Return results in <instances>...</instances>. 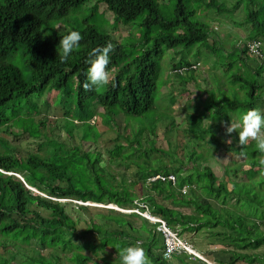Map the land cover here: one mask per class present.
Masks as SVG:
<instances>
[{
    "label": "trees",
    "instance_id": "1",
    "mask_svg": "<svg viewBox=\"0 0 264 264\" xmlns=\"http://www.w3.org/2000/svg\"><path fill=\"white\" fill-rule=\"evenodd\" d=\"M226 20L244 37H227L213 24ZM72 30L82 33L81 47L61 62L58 45ZM108 41L116 45L109 84L86 90L89 54ZM199 68L210 70L198 75ZM176 83L183 87L175 95ZM185 98L179 132L173 106ZM54 107L61 113H48ZM251 108L264 110V0H0V264H59V252L65 264H119L129 244L143 247L152 264L186 260L164 257L159 222L53 196L143 204L182 236L194 232L186 238L216 244L225 238L229 250L264 245V153L254 140L225 142L224 122L240 124ZM239 130L231 133L237 140ZM22 142L36 148L22 155ZM222 148L244 157L227 166L225 178L201 161ZM157 173H174L177 183L151 180ZM22 244L32 250L24 248V257ZM238 253L233 263L261 257Z\"/></svg>",
    "mask_w": 264,
    "mask_h": 264
},
{
    "label": "clouds",
    "instance_id": "2",
    "mask_svg": "<svg viewBox=\"0 0 264 264\" xmlns=\"http://www.w3.org/2000/svg\"><path fill=\"white\" fill-rule=\"evenodd\" d=\"M82 39H83V36L79 30H72L68 34L61 37L60 43L58 45L59 46V57H60L61 62L67 61L69 59L70 55L73 53V51L77 50L81 47ZM115 47H116V45L113 42L108 41L105 46H101V47H97V48L92 49L91 53L89 54L90 60L88 61L90 66L86 71L87 79L83 85L86 90L87 89H99V88L109 84L110 72L108 70V65L110 64V61H111L110 53L115 49ZM200 65H201L200 63L197 64V66H200ZM113 86H115L114 82H113ZM224 124H225L226 133L228 134L226 137V140H225L226 143H229V144L235 143L237 145L245 146L248 144L249 139H252L255 141V146L258 148V150L261 153H264V110H262L261 108H251V109L247 110L245 113H243V115L241 117V123L240 124L233 123L232 119H231L230 123L224 122ZM237 128L240 129L238 132V140L235 137L231 136V133H233L234 131L237 132ZM260 163L262 165H264V159H262L260 161ZM7 173L8 174L15 173L17 176L22 178V176L20 174L13 172V171H8ZM169 174H174V173H169ZM164 175H168V174H164ZM176 183H177V176H176V182L173 184L175 185ZM25 184L28 187L34 189L27 182H25ZM187 188H189V187L185 186L183 188V191H186ZM34 190L39 191L42 195L50 196L46 192H42V191L37 190V189H34ZM53 198L65 199V200L70 199V200L80 202L83 204H95V205H99V206L113 208V209L119 210L121 212H136V213L144 216L145 218H148L147 216H145L142 213V211L148 210V209H141V207H145L143 204H141L139 206L132 207V208H124V207H120L114 203L101 204V203H96V202L90 201V200L78 201L77 199L58 198V197H54V196H53ZM133 208L136 210H131ZM149 212L151 213V211H149ZM151 215L156 216L152 213H151ZM156 217H159V216H156ZM148 219H150V218H148ZM150 220H152V219H150ZM152 221L158 223V221H154V220H152ZM177 233L181 236V238L188 241L192 246L191 250L187 249V250H180L179 252H176V253H180V254L184 255L186 257L185 259L187 262L191 263V262H195L196 260H200L206 264H221L222 263V262L217 263V262L211 260L209 255H206L202 251H200L199 248L195 245L197 243L196 240L190 241V239L182 236L179 232H177ZM115 247L117 248V246H115ZM192 250H194L196 253H199L203 257L195 254V252H193ZM226 251L230 252L229 248ZM163 255H164V252H163ZM164 257L171 258V257H173V254L171 256H165L164 255ZM228 258L230 260L228 262L230 264H234L231 261L232 258L231 257H228ZM119 264H152V261H151L150 257L146 254V251L143 247H141L137 244H129L127 246L120 248V250H119Z\"/></svg>",
    "mask_w": 264,
    "mask_h": 264
},
{
    "label": "rangeland",
    "instance_id": "3",
    "mask_svg": "<svg viewBox=\"0 0 264 264\" xmlns=\"http://www.w3.org/2000/svg\"><path fill=\"white\" fill-rule=\"evenodd\" d=\"M84 8H86V5L82 9H84ZM104 8H105V6L103 5V9ZM237 13H239V12H237ZM213 24L216 27V29L220 30V32L224 33V35H227V37H231V38H234V39L235 38L240 39V38H242V36L244 37V35H245V33H244V31H243V29L241 27H238V26L237 27H232L230 25L229 20H226V22H224V24H218V23H213ZM227 24L229 25V27H227L228 26ZM133 28H134V31L135 32L138 31V27L133 26ZM108 29H109V31H112L113 32L112 27H109ZM121 31H122V33L124 35L126 34V32L123 31V28H121ZM228 34H230L232 36H229ZM137 37H139V33H137ZM167 52H169V53H167V54H165L163 56L162 64H161V66L163 67L164 70L168 66V63L171 61V59L173 57V53H170L169 50ZM192 53L195 56L196 55V50H194ZM201 66H202V62H201ZM203 69L204 68H199L200 71H198L197 74L200 75V73H204V75H205L210 70V69H206V70L205 69L203 70ZM201 70H203V71H201ZM213 71L214 72L217 71L219 73V75L223 74V72L220 69H217V68L214 69ZM182 87H183V84L176 83L174 85L173 93L175 95L176 94H180L182 92L180 90ZM186 87H190L191 89L197 90L196 89L197 86H195L193 84H188V86H186ZM185 93L188 94V92H185ZM181 102H183V103H181ZM173 107L176 108L175 111H174V113L173 112L172 113H173V115H175V117L177 119V125L179 126L178 127V131L180 132V129L182 127L181 126V123H182V114H183L184 110L188 111L187 108H186V98H185V100H181L180 102H176ZM52 112L61 113V110L60 109H56L54 107L53 109H50V111L48 113L52 114ZM64 138H65V136H64ZM65 140L68 143L70 142V139L68 137H66ZM31 141H34V140L33 139H30V142ZM250 142H252V139H249V142L248 143H250ZM163 144L166 145L165 142H163ZM17 146H18L17 149L19 150V153L22 154V155H24V154H27V152H26L27 148L29 150H34L36 148V143H32V144H30V146H28V143L27 142H25V143L22 142V144L17 145ZM104 151H105V158H104V160H106L108 153H107V151L105 149H104ZM233 154H235V155H233ZM201 159H202L201 161L203 163H207V164H209L212 167L213 171L216 173V175L219 178H221V177L225 178V176H226L225 175V173H226L225 170H226L227 166L232 165L234 161H237L238 162V161L241 160V162H242L243 159H244V157L243 156L241 157L239 155V153H233V152H230V151L222 148L215 155H212L210 153H207L206 155L202 156ZM241 177L242 176L240 175L237 178L235 177V179L241 180ZM259 193L260 194H263L264 193V190L259 191ZM161 202H164L166 204H170V201L169 200H165V201L161 200ZM215 203H217V202H215ZM68 206H70V205H68ZM242 208L243 209H241V208L240 209L245 213V215L248 214L251 211L250 208L247 207V206L242 207ZM244 208H247L248 211L246 212V210H244ZM68 209L71 212L78 213V216L77 217H83V214L81 213V211H80V209L78 207H71L70 206V207H68ZM180 209H182V210H184L186 212H189L190 211L189 208H186V207H180ZM42 212H44V214H48L49 211L48 210H45V209H42ZM259 212H261V211L259 210ZM131 218L135 221V223L137 225H139L140 221L137 219V217L131 216ZM246 218L247 219H251L250 216H248V217L246 216ZM85 226H86V224L84 223V225H82V227H85ZM260 229H262L264 231V223H261L260 224ZM214 230H216V231H225L226 228H225V226H223V227L222 226H218ZM234 232L236 233V231H234ZM200 233H202V234H204L206 236L210 235L206 230H201ZM0 235H1V233H0ZM238 235H240L241 238H244V237L248 236V234L244 231V229H240ZM185 236L186 237H189L190 236V238H192L193 233L192 232H189V233L185 234ZM3 238H4V241H8V240L12 241L11 240V236L8 237L5 234H3ZM210 239L211 240H215V238L214 237H211V235H210ZM223 240H224L223 243H219V244L215 245L214 247H219V248H221V250H224V249L228 250V248H226V246H225V244L228 243V239H225L224 238ZM196 241L198 243H200V244H203L202 242H207V240L203 239L201 241L199 238H197ZM195 245L198 247L197 244H195ZM21 246L23 247V248L19 249V254L21 256L24 257V254H23L24 248H25V250L27 252H30V253L32 252V250H31V248H30L29 245L22 244ZM231 247H232V249H230L231 250L230 251L231 253L229 252L227 254L228 257L233 256L235 258L236 255H237L236 253H238V252H240V253H245L246 252V253H250V254L254 253L256 255H260L261 256V257L254 258V260H255L254 263L252 262V260H247L246 261V260H241L240 259L239 261H237V263H234V264H261V261L264 262V245L259 246L258 248H254V249H251V247L249 249H244V248L237 249L236 247H233V246H231ZM0 248L2 249L3 246H0ZM57 250L59 251V249H57ZM233 251H238V252H236L234 254V253H232ZM86 252H88L90 254L92 253V251L89 250V249H86ZM59 253H60V255H58L59 256V264H65L66 261H67L66 255L64 253H62V252H59ZM109 253H111V255H112L111 256V259L115 260L116 258H115L114 253L111 251V249L107 248V253L105 255H109ZM238 255H239V253H238ZM218 259H220V258H218ZM221 260L223 262H225V264H226L227 259H221ZM174 261H175V259H174ZM183 261H179V262L176 261V264H184ZM15 262H18V260H15ZM184 262H187V261L185 260ZM187 264H192V263L187 262Z\"/></svg>",
    "mask_w": 264,
    "mask_h": 264
},
{
    "label": "built area",
    "instance_id": "4",
    "mask_svg": "<svg viewBox=\"0 0 264 264\" xmlns=\"http://www.w3.org/2000/svg\"><path fill=\"white\" fill-rule=\"evenodd\" d=\"M251 48L254 49V51L256 52L258 50L257 44L255 43L251 45ZM150 179L153 181L157 179L170 180L173 183H175L176 175L175 174L164 175L162 173H158L150 177ZM131 210H136V209L133 208ZM142 213L148 218L154 221H158L160 223L159 230L163 233L165 237V250H164L165 256H171L172 254L179 252L180 250L192 249L191 244L188 241L181 238V236L171 226H169L164 219L160 217L152 216L148 210L142 211ZM192 251L195 252L194 250ZM195 254L203 257L199 253L195 252Z\"/></svg>",
    "mask_w": 264,
    "mask_h": 264
},
{
    "label": "crops",
    "instance_id": "5",
    "mask_svg": "<svg viewBox=\"0 0 264 264\" xmlns=\"http://www.w3.org/2000/svg\"><path fill=\"white\" fill-rule=\"evenodd\" d=\"M194 234V232H193ZM207 242H202L203 244L200 243H196L198 245V247L200 248L199 250L202 251L204 254L209 255V257L211 258V260L224 264L223 261L221 259H227V262L230 261L229 258L227 257V254L229 253V251H226V249L221 250V248L219 247H214L215 245H217L215 242H212L208 239H206ZM202 241V239H201ZM220 258V259H218ZM226 264H230L229 262ZM192 264H206L200 260H196L195 262H191Z\"/></svg>",
    "mask_w": 264,
    "mask_h": 264
}]
</instances>
